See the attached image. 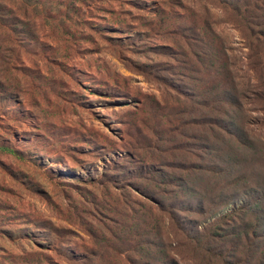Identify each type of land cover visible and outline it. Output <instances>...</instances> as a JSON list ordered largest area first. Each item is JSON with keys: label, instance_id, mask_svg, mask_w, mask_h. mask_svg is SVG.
I'll return each mask as SVG.
<instances>
[{"label": "rangeland", "instance_id": "374dc122", "mask_svg": "<svg viewBox=\"0 0 264 264\" xmlns=\"http://www.w3.org/2000/svg\"><path fill=\"white\" fill-rule=\"evenodd\" d=\"M27 7L33 22L23 29L35 40L11 32V49L0 53V264H145L148 255L156 264H205L194 246L202 239L186 238L168 211L182 225L203 223L178 210L209 211L191 191L236 192L224 167L213 170L216 142L200 124L219 66L210 47L239 83L253 77L235 10L215 0ZM251 20L264 24L258 14ZM247 107L260 121L249 158L262 162L251 171L264 189V113ZM242 243L210 247L258 264L255 247Z\"/></svg>", "mask_w": 264, "mask_h": 264}, {"label": "trees", "instance_id": "16d2710c", "mask_svg": "<svg viewBox=\"0 0 264 264\" xmlns=\"http://www.w3.org/2000/svg\"><path fill=\"white\" fill-rule=\"evenodd\" d=\"M39 1L0 0V53L3 54L11 49V32L23 31L26 35L24 37H27L26 44H29L30 40H35L36 33L30 35L29 31H24L23 28L28 22H33V17L27 6L37 4ZM215 1L235 10V14L240 18L239 28L244 34V40L249 42V49L253 52L246 58L248 62L250 61L249 66L253 77L248 80V83L242 84L220 60L217 51L210 47V51L218 56L219 66L216 68L217 73L214 72V76L209 77L213 72L207 74L211 79L206 92L213 97L201 103L203 117L200 124L205 129L204 138L215 139L214 150L218 152V162L221 164V166H217L218 169L213 168V170L221 171L220 167H224L226 169L225 176L235 178L230 184L236 192L230 194L218 190L207 193V196H202L191 191L199 197H204V201L211 207L209 211L193 205L181 207L178 210L184 212L188 210L203 216L206 218L203 223L188 222L186 225H182L174 215V211H168V213L172 224L178 225L180 229L182 227L186 238L190 240L202 239V242L194 246L195 252L202 257L205 264H236L228 260L227 256L218 254L213 247H210L222 238L226 242L240 238L243 242H247V244L242 243L243 248L254 246L255 260L258 264H264V250L257 245V242L264 241V189L261 184H256L253 181V166L261 161L249 158L250 153L256 155L258 141L261 142L254 136V128L260 125V121L252 120L247 116V111L250 110L247 106H251V108L260 106V112L264 113V24H255L259 29L250 26L253 24L251 18L256 14L264 18V0ZM221 48L223 50L222 46ZM1 100H4L7 105L13 99L3 95ZM206 109L211 113L210 116L205 115ZM255 112L259 113L257 109ZM215 114L221 117L219 118ZM219 131L224 133L230 141L223 138ZM261 146L263 148L264 144L261 143ZM257 193H261L259 198L255 197ZM231 223H236L232 227L233 230L225 228ZM193 224H197L196 230L195 227L191 228ZM149 256L151 255H148V261L145 264H156L157 261L152 262Z\"/></svg>", "mask_w": 264, "mask_h": 264}]
</instances>
